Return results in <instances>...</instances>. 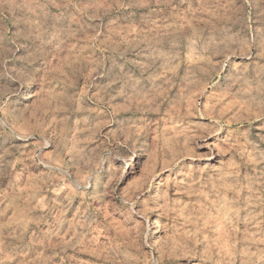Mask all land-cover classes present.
I'll return each instance as SVG.
<instances>
[{"label": "rangeland", "instance_id": "rangeland-1", "mask_svg": "<svg viewBox=\"0 0 264 264\" xmlns=\"http://www.w3.org/2000/svg\"><path fill=\"white\" fill-rule=\"evenodd\" d=\"M0 264H264V0H0Z\"/></svg>", "mask_w": 264, "mask_h": 264}]
</instances>
